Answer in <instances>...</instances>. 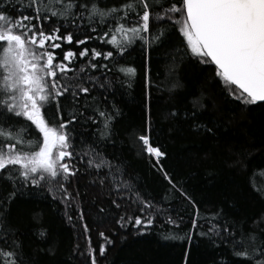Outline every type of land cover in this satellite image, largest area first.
<instances>
[{"label":"snow or ice","instance_id":"6c2138e0","mask_svg":"<svg viewBox=\"0 0 264 264\" xmlns=\"http://www.w3.org/2000/svg\"><path fill=\"white\" fill-rule=\"evenodd\" d=\"M101 5L102 0H24L23 3L0 0V257L3 258L0 264H35V258L25 252L24 243L18 238L19 229L11 218L13 203L25 189L33 188L45 190L54 200L59 191V199L67 206L75 199L67 183L80 173V163L86 165V170L96 171L101 185L110 178L112 191L120 200L140 202L141 215L120 216L117 223L121 228L131 224L140 230L138 234H143L155 219V215L147 214L150 210L166 212L151 200H145L139 189L124 178L122 164H113L91 145L76 143L74 133L78 123H102L96 131L100 140H107L119 115L115 105L108 112L92 104L96 100L91 95L93 91L106 88L100 77L92 73L99 70L106 80V72L111 71L107 63L95 62L101 57L104 61H111L114 53L123 57L139 41L147 60L148 49L161 42L168 31L164 25L170 22L177 27L184 52L190 59L215 66V76L223 82L231 102L237 103L244 112L253 107L264 109V0H122L119 5ZM12 10L19 15L13 17ZM45 25L49 30H45ZM85 26L93 34L98 27L107 26V30L76 39L77 47L97 40L111 45L114 51L83 47L77 54L71 48L65 50L74 39L69 29ZM58 49L61 50L59 58ZM77 56L80 60L88 58L78 69L75 67ZM179 59L183 60V54ZM170 70L175 71V63ZM120 71L129 76L136 74V69L131 67ZM205 108L206 98L201 96L193 100L190 109L182 113L173 110L169 116L189 121V130L196 135L218 139V133L235 121L231 118L201 121L199 116ZM96 114L103 120L98 122ZM32 126L36 136L29 131ZM150 130L149 124L145 134L137 139L145 153L154 158L153 167L169 185L165 195L178 192L193 206L199 218L196 202L182 182L176 181L161 163L167 153L150 142ZM225 148L235 157L229 166L246 167L251 151L234 152L231 145ZM105 169L106 176L100 178L99 173ZM257 174L254 170L249 182L256 194L264 198V188L255 184ZM96 182L94 179L93 183ZM4 184L8 185L7 191H3ZM111 203L116 208L121 206L115 199ZM97 210L101 214L106 211L103 207ZM79 214L83 220V209ZM168 222L179 227L171 216ZM253 225L254 228L245 231L242 222L232 220L223 208H218L210 215L208 231L200 235L214 241L219 239L230 248L234 259L245 264H264V227H260L264 225V216L255 219ZM83 229L85 233L89 231L87 224ZM99 235L105 244L99 246L98 254L104 256L106 245L112 241L103 232ZM37 236L45 239L47 231L41 228ZM187 238L190 240V236ZM86 239L90 250L74 255H87L90 264H98L97 249L91 248L90 236ZM42 251L55 255L52 246ZM221 264L228 262L222 259Z\"/></svg>","mask_w":264,"mask_h":264},{"label":"trees","instance_id":"16d2710c","mask_svg":"<svg viewBox=\"0 0 264 264\" xmlns=\"http://www.w3.org/2000/svg\"><path fill=\"white\" fill-rule=\"evenodd\" d=\"M16 2L23 3L24 0ZM121 2L102 0L101 6L119 5ZM11 15L15 17L19 13L12 10ZM164 26L168 31L158 45L148 49L147 60L141 42L137 41L123 57L114 53L111 61H104L102 57L95 61L107 63L111 71L106 72V80L99 70L92 73L106 84L105 89L91 94L96 97L93 107L112 112L115 105L119 115L107 140H100L96 131L102 123H78L74 135L77 144L91 145L113 164H122L124 178L139 189L145 200H151L166 212L150 210L147 214L155 215V219L143 234H138L140 230L131 224L121 228L117 223L120 216L141 215L140 202L120 200L112 191L110 178L101 185L96 171L86 170V165L80 163V173L67 183L68 191L75 198L67 206L59 199V191H56L58 198L54 200L45 190L33 188L25 189L24 194L13 203L11 218L19 229L18 238L23 241L25 252L35 258V264H90L87 255H74L81 250L85 253L90 250L86 239L89 236L91 248L97 249L98 264H185L186 252L187 264H221L222 259L228 264H245L234 259L230 248L219 239L214 241L208 236H201L200 232L208 231L210 215L218 208H223L232 220L242 222L245 231L255 227V219L264 216V198L256 194L249 182L255 170L258 173L255 184L264 188V109L253 107L250 111H241L240 106L227 97L223 82L215 76V66L198 64L190 59L184 52L177 27L170 22ZM45 30H49L48 25H45ZM69 30L74 39L72 45L65 46V50L71 48L77 54L83 47L114 51L111 45L97 40H90L79 47L75 45L76 39L106 31L107 26L98 27L96 34L90 33L87 26ZM61 33H64L63 28ZM177 49L181 51L177 52ZM56 51L59 58L61 50ZM182 54L183 60H180ZM87 59L80 60L77 56L75 67L78 69ZM173 63L175 71L170 70ZM129 67L136 69L134 76L120 71ZM201 96L206 98V108L199 116L201 121L214 118L235 121L218 133V139L196 135L189 130V121L169 116L173 110L182 113L190 109L193 100ZM95 118L98 122L103 120L98 114ZM149 124L150 142L161 146V150L167 153V158L161 163L176 181L182 182L196 202L199 218H196L193 206L178 192L171 191V194L165 195L170 190L169 185L153 167L154 158L145 153L137 139L145 134ZM33 128L29 131L36 136ZM227 145H231L234 152L241 149L251 151L245 168L229 166L235 157L226 151ZM106 174L107 170H102L99 177L103 178ZM94 179L96 183H93ZM7 190L8 185L4 184L3 191ZM113 199L120 203V208L111 203ZM99 207L106 211L99 213ZM81 209L84 211L83 220L79 214ZM168 216L179 227L169 223ZM84 224L88 226L87 233L84 232ZM41 228L47 231L45 239L37 236ZM100 232L112 241L106 245L104 256L98 254L99 246L105 244ZM173 235L178 239H164ZM50 246L55 248L54 256L42 251ZM2 259L0 257V261Z\"/></svg>","mask_w":264,"mask_h":264}]
</instances>
